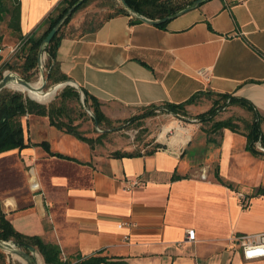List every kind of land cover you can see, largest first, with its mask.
Wrapping results in <instances>:
<instances>
[{
    "label": "crops",
    "instance_id": "obj_1",
    "mask_svg": "<svg viewBox=\"0 0 264 264\" xmlns=\"http://www.w3.org/2000/svg\"><path fill=\"white\" fill-rule=\"evenodd\" d=\"M64 2L19 0L20 32L9 29L3 43L43 32ZM80 26L66 27L57 62L106 117L202 94L192 110L210 93L246 99L264 118V0H211L162 28L129 16L82 37L74 35ZM4 46L11 58L17 46ZM203 69L209 81L198 75ZM190 123H175L152 154L97 158L48 117L27 115L28 146L0 154L1 209L15 230L58 245L73 263L99 256L119 264H264L245 260L236 239L264 233V195L253 196L264 187V156L241 134ZM133 179L143 185L129 191Z\"/></svg>",
    "mask_w": 264,
    "mask_h": 264
},
{
    "label": "trees",
    "instance_id": "obj_2",
    "mask_svg": "<svg viewBox=\"0 0 264 264\" xmlns=\"http://www.w3.org/2000/svg\"><path fill=\"white\" fill-rule=\"evenodd\" d=\"M80 0H65L64 4L56 10V13L51 15L45 21V28L43 32H35L29 37L23 38L19 36L18 50L14 53V59L10 62L2 64L0 68V81L3 79V73L7 70L18 72L23 79L30 81L31 77L35 74L38 67V54L41 46L49 32L60 22L68 10L77 4ZM91 0H85L73 13V15L65 22L52 42L47 46L46 52L48 54V69L49 80L52 85H56L69 80L60 69L57 62V52L60 47L61 41L66 36V27L71 22L73 16L86 7ZM112 1V0H111ZM110 1V2H111ZM115 0H113L114 2ZM197 0H125L128 9L123 5L117 3H110L108 6L111 12L99 24L93 25L92 23L84 25L82 29L75 32V36H85L88 34L96 33L105 22L118 17L129 16L131 17V24H139L142 21L133 17L130 11L143 16L151 21H159L167 17H171L185 9L191 7ZM9 16L8 29L14 33L20 32V3L19 0H0V44L3 41V34L1 25L5 22L6 17ZM169 22V21H168ZM167 22V23H168ZM167 23L156 25L160 28L165 27ZM39 83V82H38ZM20 90L24 91L20 86ZM85 97V106L90 109L96 116L98 127L104 130L102 135L97 138H89L85 133L80 131V125H76L77 116L88 117L87 112L81 104L80 93L73 87L67 86L56 98V100L49 105H43L36 102L29 97H26L20 92L9 91L4 89L0 92V154L14 150L23 149L28 145L25 143V129L23 126V118L27 115H36L48 117L50 124L58 130L70 134L79 140L88 144L92 149L97 144H102L104 137L107 135L105 129L113 126L114 121L110 120L101 110V103L87 91L83 90ZM45 94H48L44 91ZM31 96L30 94L26 93ZM46 96V95H44ZM202 94H197L189 100L181 104L163 103L161 105H151L147 112L142 115H137L129 120L119 122L123 125L134 123L135 121L144 120L146 118L154 117L155 110H162L168 114L176 116L188 117L187 108L196 104V100ZM32 97V96H31ZM48 97V96H47ZM208 99L212 100L211 108L201 114H198L195 119L201 123H211L210 132H217L222 129H229L233 132L241 134L247 138V148L254 155L264 156V153L257 149L256 144L258 141L264 147V132L262 130V123L264 118L257 113L255 106L243 98H236L228 94H207ZM33 98V97H32ZM229 107H237L246 110L252 114V120L246 121L247 130L241 131L239 120L234 117H229L223 120H216L217 116L223 109ZM92 121L95 120L92 119ZM108 132V131H107ZM44 145V144H43ZM42 145V146H43ZM158 148L161 146L158 145ZM150 151L149 154H152ZM140 152L122 153L117 151L112 154V158H133L141 156ZM54 156H61L55 154ZM229 186L232 187L231 184ZM264 195V187L254 192L253 196ZM0 240L5 242H14L21 246H31L39 251L45 260V264H109L111 261L104 257H79L76 262L67 261L63 263L62 251L58 245L47 244L37 236H27L15 230L11 222L6 218L5 213L1 209L0 203ZM28 252V251H27ZM0 264H6V255L0 251ZM111 264H119L114 262Z\"/></svg>",
    "mask_w": 264,
    "mask_h": 264
},
{
    "label": "rangeland",
    "instance_id": "obj_3",
    "mask_svg": "<svg viewBox=\"0 0 264 264\" xmlns=\"http://www.w3.org/2000/svg\"><path fill=\"white\" fill-rule=\"evenodd\" d=\"M110 1L111 0H91L86 7L82 8L73 16L69 25L75 21L81 22L80 29H82L85 24L88 25L89 23L90 24L92 23L94 26L99 24L104 18H106L110 13H112L111 9L105 5H110L111 2L113 4L117 3L118 5H122L119 0H115L114 2L113 0L111 2ZM8 22H9V16L6 17L5 22H3L1 25V31L3 35H6V33L9 32ZM6 44L11 46L16 45L18 47L20 43L19 41L6 40L4 43L2 41L0 47L2 48L5 47L4 49H6L8 48V46H4ZM6 57L7 55L5 54L0 56V60H1L0 62L4 60L2 64L10 62L14 59V56H12L11 58H6ZM8 73H12L18 76L19 78L23 79V77L18 72L12 70L5 71L3 73V76ZM48 76H49L48 54L46 53L43 56L42 67H39L38 65L35 74L31 77L30 81L27 82L34 85H38L40 84L42 78L44 81H47L44 91H49L51 88H53L54 85H52L50 80L47 79ZM66 87L59 88L49 103H41V104L49 105L50 103L54 102L57 96ZM7 89L13 92H20L24 94L26 97H28L25 91L20 90L18 83L16 81L10 82ZM211 105H212V100H209L204 105L196 107V109L189 110L187 108L189 115L188 117L168 114L158 109L155 110L154 117L146 118L140 121L138 120L130 124L127 123L125 125L119 123L125 120H129L134 116L142 115L144 112H147L148 108L145 107L141 110H137L135 113L134 112L125 113L123 115V118L120 120H114L109 118L110 120L114 121L113 126L109 129H105L106 131L105 133L107 135L104 137L102 144L96 145L94 152L95 157L97 158L101 156L104 158L110 157L112 156L113 153L117 151H120L122 153L140 152L141 154H147L150 151L155 150L156 147L160 145L159 141H162V139H165L166 137L173 135V132L176 131L174 128H172L173 126L174 127L176 126L175 123H178L179 125H183V123L187 124L190 122H191L190 124H200L201 122L198 123L199 121H196V123H194L193 120H196L195 117L198 114L208 111L211 108ZM82 106L86 111L87 107L85 106V103L84 105L82 104ZM87 114L88 117L77 116L76 118L77 121L75 122V124L80 125V131L85 133L87 137L95 139L99 135H102L104 133V130L101 127L96 126L94 121H92L93 118L91 117V115L88 112ZM229 117H234L235 119H238L240 121L239 125L241 131L247 130V123L245 122L251 121L253 118L252 114L246 110L237 107H229L227 109H223L220 112V114L217 116L216 120H223ZM178 120L182 121L183 123H180ZM211 125H212L211 123H205V124L201 123V126L199 125V128L200 130L203 131H210ZM3 253L6 255V264H22L20 261L27 264L22 258L16 256L15 254L9 253L8 251H3ZM36 254L34 257H36Z\"/></svg>",
    "mask_w": 264,
    "mask_h": 264
},
{
    "label": "water",
    "instance_id": "obj_4",
    "mask_svg": "<svg viewBox=\"0 0 264 264\" xmlns=\"http://www.w3.org/2000/svg\"><path fill=\"white\" fill-rule=\"evenodd\" d=\"M85 0H80L77 4H75L73 7H71L68 12L64 15V17L60 20V22L49 32L47 37L45 38L43 45L40 48L39 54H38V65L39 67H42V61H43V56L47 53L46 48L47 46L52 42L53 38L56 36V34L59 32V30L62 28V26L65 24V22L73 15V13L76 11V9L84 2ZM121 4L123 5L124 8L128 9V6L125 2V0H119ZM211 0H197L194 2V4L189 7L188 9H185L171 17L164 18L159 21H151L143 16H139L136 13H133L130 11V14L134 17L139 18L142 22L144 23H149L153 25H160L167 23L168 21L175 19L176 17L187 13L190 10H193L200 5H202L205 2H208ZM49 80V76L47 78ZM12 81H16L19 84L25 86L27 89H31V84L18 76L8 73L3 76V79L0 81V92H2L4 89L8 88V84ZM47 84V81H44V84L42 86V91H44L45 86ZM66 86H71L77 89V91L80 93L81 97V102L84 105L85 103V97L84 93L79 85H77L75 82L68 80L67 82H62L59 84H56L51 88L49 91L56 89V91L61 88V87H66ZM30 98V97H29ZM32 99V98H30ZM33 100V99H32ZM86 111L91 115V117L95 120V125L98 126V121L95 116V114L88 108H86ZM0 250L2 251H8L9 253L15 254L16 256L22 258L27 264H38L37 259L35 256L36 254V249L31 247V246H21L17 245L16 243L10 241V242H5L0 240ZM28 251V252H27Z\"/></svg>",
    "mask_w": 264,
    "mask_h": 264
},
{
    "label": "built area",
    "instance_id": "obj_5",
    "mask_svg": "<svg viewBox=\"0 0 264 264\" xmlns=\"http://www.w3.org/2000/svg\"><path fill=\"white\" fill-rule=\"evenodd\" d=\"M134 17V16H133ZM18 50V47L14 48L11 53L14 54ZM4 49L0 47V56L3 54ZM198 75L206 81H209L210 78V71L209 69H203L198 71ZM196 122L197 120H193ZM257 147L264 152V147H262L261 142H257ZM142 181L138 179H133L128 181V190L131 191L134 188L142 186ZM37 184L34 185L36 187ZM243 202L246 205V199L243 198ZM195 233L194 231L187 232V240L188 241H195ZM236 239L240 243V247L242 249L243 257L245 260H257V259H264V233L255 235V236H237ZM61 261L66 263L68 261L67 258L62 256Z\"/></svg>",
    "mask_w": 264,
    "mask_h": 264
},
{
    "label": "bare ground",
    "instance_id": "obj_6",
    "mask_svg": "<svg viewBox=\"0 0 264 264\" xmlns=\"http://www.w3.org/2000/svg\"><path fill=\"white\" fill-rule=\"evenodd\" d=\"M65 82H67V81H65ZM9 84H8V86H9ZM43 84H44V80L41 78L40 84H38V85L31 84V89H27L25 86H23L19 83H18V86H20L26 93L30 94L33 98L29 95H27V96L32 98L34 101L39 102V103H49L51 101V99L54 97V95L56 93V89L51 90V91H45L48 93V94H45L44 91L41 90ZM44 95H46L48 97H45Z\"/></svg>",
    "mask_w": 264,
    "mask_h": 264
}]
</instances>
